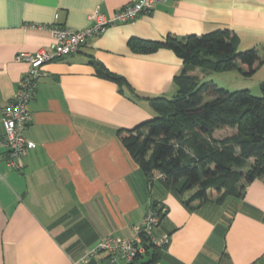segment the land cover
Returning a JSON list of instances; mask_svg holds the SVG:
<instances>
[{"label":"crops","instance_id":"obj_1","mask_svg":"<svg viewBox=\"0 0 264 264\" xmlns=\"http://www.w3.org/2000/svg\"><path fill=\"white\" fill-rule=\"evenodd\" d=\"M130 1L0 0V264H127L90 249L105 235L131 236L155 201L167 206L157 232L171 236L151 264H264L262 179H252L239 198L190 208L163 177L147 181L116 134L153 117L146 97L174 94L183 67L168 48L132 51L131 37L229 27L238 46L264 48V0H165L44 62L24 130L35 146L18 160L20 169L7 163L3 109L28 66L16 54L48 49L52 25L82 29L97 5L110 15ZM91 58L123 75L139 96L96 74ZM260 69L264 60L254 73ZM148 258L143 253L132 264Z\"/></svg>","mask_w":264,"mask_h":264},{"label":"trees","instance_id":"obj_2","mask_svg":"<svg viewBox=\"0 0 264 264\" xmlns=\"http://www.w3.org/2000/svg\"><path fill=\"white\" fill-rule=\"evenodd\" d=\"M128 46L138 53L168 48L183 62L173 78L176 91L172 96L146 97L155 115L116 132L146 180L163 177L190 208L239 198L255 177L264 182V81L259 85L261 94L254 95L248 88L228 90L187 73V68L201 66L209 71L238 67L250 75L264 60V48L237 49L238 38L229 27L199 34H167L162 39L131 37ZM90 61L96 74L139 96L123 75L98 60ZM224 127L235 131L220 138L213 136L215 129ZM163 250L149 244L144 252L149 258L141 264L157 261Z\"/></svg>","mask_w":264,"mask_h":264},{"label":"built area","instance_id":"obj_3","mask_svg":"<svg viewBox=\"0 0 264 264\" xmlns=\"http://www.w3.org/2000/svg\"><path fill=\"white\" fill-rule=\"evenodd\" d=\"M165 0H132L107 15L97 5L89 14L91 23L82 29L74 30L66 26L52 25L53 41L48 49L36 52L20 51L17 59L27 62L28 66L18 82L16 92L3 109L2 144L5 147V159L15 169H20L19 159L35 142L24 135L29 121L28 104L34 97L37 80L41 74V65L53 58H58L79 49L92 35L102 32L108 25L125 22L136 18L141 13L150 12L159 2ZM167 206L161 202L150 203L140 223L134 226L129 237L105 235L96 241L90 252L107 250L112 259L120 256L126 263L145 252L149 244L166 248L171 234L167 231L157 232L161 216Z\"/></svg>","mask_w":264,"mask_h":264},{"label":"rangeland","instance_id":"obj_4","mask_svg":"<svg viewBox=\"0 0 264 264\" xmlns=\"http://www.w3.org/2000/svg\"><path fill=\"white\" fill-rule=\"evenodd\" d=\"M249 47L238 46L237 49L242 50ZM187 73L194 76L198 80H212L219 87H223L228 90H235L240 88H248L254 95H260V83L264 81L260 77L264 75V69L256 70L250 75H245L238 67L227 70H210L207 67H195L193 69L187 68ZM173 94H170L172 96ZM235 131V128L224 127L217 129L214 132V137H222L224 134H230ZM144 256L141 260H145Z\"/></svg>","mask_w":264,"mask_h":264}]
</instances>
